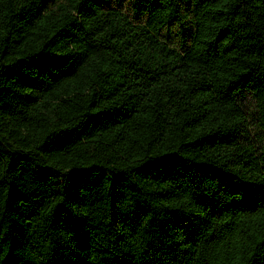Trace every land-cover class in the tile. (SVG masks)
Segmentation results:
<instances>
[{
    "label": "trees",
    "instance_id": "trees-1",
    "mask_svg": "<svg viewBox=\"0 0 264 264\" xmlns=\"http://www.w3.org/2000/svg\"><path fill=\"white\" fill-rule=\"evenodd\" d=\"M49 1L0 0V264H264V0Z\"/></svg>",
    "mask_w": 264,
    "mask_h": 264
},
{
    "label": "rangeland",
    "instance_id": "rangeland-1",
    "mask_svg": "<svg viewBox=\"0 0 264 264\" xmlns=\"http://www.w3.org/2000/svg\"><path fill=\"white\" fill-rule=\"evenodd\" d=\"M63 3V0H50L47 4L48 9H53ZM123 11H125V5H121Z\"/></svg>",
    "mask_w": 264,
    "mask_h": 264
}]
</instances>
